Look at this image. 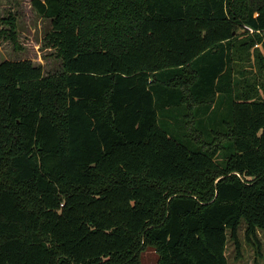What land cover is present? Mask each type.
Instances as JSON below:
<instances>
[{
	"label": "trees",
	"instance_id": "trees-1",
	"mask_svg": "<svg viewBox=\"0 0 264 264\" xmlns=\"http://www.w3.org/2000/svg\"><path fill=\"white\" fill-rule=\"evenodd\" d=\"M32 6L61 72L0 62V264H227L241 226L260 248L264 0Z\"/></svg>",
	"mask_w": 264,
	"mask_h": 264
},
{
	"label": "rangeland",
	"instance_id": "rangeland-1",
	"mask_svg": "<svg viewBox=\"0 0 264 264\" xmlns=\"http://www.w3.org/2000/svg\"><path fill=\"white\" fill-rule=\"evenodd\" d=\"M11 29H14V40L9 38ZM50 30V20L36 12L32 6V0H0V62L28 60L33 65L41 66L45 76L60 73L61 60L56 57V51L47 44V34ZM245 33L244 29L238 28V36L242 37ZM248 33L251 32L248 31ZM255 47L261 49V45ZM180 114L181 112L171 114L169 111L159 110L158 123L173 139L186 145L188 140L183 136L185 130L179 120ZM228 143V140L224 141V150L228 151L226 149ZM193 145L191 143V146ZM227 151H224L226 155ZM238 236L239 253L232 242L227 243V264H264L263 234L260 231L257 232L260 248H257L258 245L253 244V241L244 240L243 226L239 229ZM157 259L158 256L153 248L146 249L140 256L141 264H155Z\"/></svg>",
	"mask_w": 264,
	"mask_h": 264
},
{
	"label": "built area",
	"instance_id": "built-area-1",
	"mask_svg": "<svg viewBox=\"0 0 264 264\" xmlns=\"http://www.w3.org/2000/svg\"><path fill=\"white\" fill-rule=\"evenodd\" d=\"M250 32H252V30H249Z\"/></svg>",
	"mask_w": 264,
	"mask_h": 264
}]
</instances>
